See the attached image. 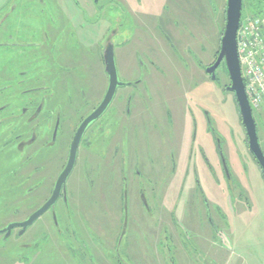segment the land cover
Segmentation results:
<instances>
[{
  "label": "rangeland",
  "instance_id": "rangeland-1",
  "mask_svg": "<svg viewBox=\"0 0 264 264\" xmlns=\"http://www.w3.org/2000/svg\"><path fill=\"white\" fill-rule=\"evenodd\" d=\"M225 8L226 0H0V108L10 104L19 112L27 97L38 98L40 91H24L45 83L48 65L64 77L62 85L69 81L66 88L56 84L50 90L57 97L50 109L61 108L76 121L79 109L104 94L100 56L110 31L120 82L141 80L137 91L127 86L117 96L139 97L142 91L157 103L153 122H143L148 137L130 143L140 144L142 179L134 180L135 163L125 169L120 163L127 151L133 156V149L122 138L118 120L124 118V107L116 100L111 132L96 129L87 135L92 143L80 149L57 215L42 216L19 237L0 236V264H264V178L247 149L232 94L217 90L195 67L212 61ZM259 11L264 1L243 0L241 19ZM23 72L36 81L21 82ZM218 77L228 84L225 70ZM196 80L201 89H192ZM186 84L209 112L229 182L202 122L196 137L204 143L211 169L191 148L192 121L173 100L174 91L183 96ZM167 109L176 116L174 127L164 117ZM254 116L264 152V112ZM18 128H0V227L26 218L29 186L37 201L49 194L48 178L60 169L64 152L58 148L52 157L46 152L42 164L36 155L34 175L26 183L25 159L17 153ZM171 150L183 160L176 178L167 163ZM149 153L159 155L164 166L152 168ZM188 154L198 163L185 162Z\"/></svg>",
  "mask_w": 264,
  "mask_h": 264
},
{
  "label": "flooded vegetation",
  "instance_id": "flooded-vegetation-1",
  "mask_svg": "<svg viewBox=\"0 0 264 264\" xmlns=\"http://www.w3.org/2000/svg\"><path fill=\"white\" fill-rule=\"evenodd\" d=\"M224 25H225V22H224ZM224 25H223V28L221 30V34L219 37L218 48L215 51V53L212 55V61L209 64H204L203 62H200V63H197L196 66L194 64L193 65L195 67H197L201 73H203L207 78H209L212 81V83L215 85L217 90L220 89L222 91V93L223 92L231 93L230 91H228L230 81H229V77H228V74L226 72L225 65H224L223 61L214 70V76H215L214 79L212 78V74H209L207 72V70L210 69L211 67H213V65L217 61L219 51H220V39H221L222 34H223ZM112 34H113L112 31H110V34L108 33V35H107L108 38L106 37L107 41L104 42L103 47L101 48L100 61H101V64H102V67L104 70V77H105L104 94L98 102H96V101H93L92 103L88 102V104H86L83 108L79 109L78 115H76V116H78L76 121L69 120V118H70L69 114L70 113L63 114V112L61 111V108L60 109H54V111H51L50 107L53 106L52 101L54 99L57 102V97L54 98V92L51 93L50 90L51 89L55 90L56 84H59V85L61 84L62 87L66 88L67 86H69V81L67 79L65 81V86L62 85L64 77L60 74V72H57L54 69H53V71H49L50 67L48 65L46 66L47 73H46V71L44 72V73H46V75L44 77L45 83H41V85L38 87H34V86L29 87L28 89H26L24 91V95L29 94V93L31 94L32 90H33V92L40 91L38 98L36 96L35 97H27V99H26L27 100V106L24 109L19 110V112H16L14 110L11 111L10 104H5L0 108V128L4 127L5 125H10V124L14 125V126L17 125V127H19L17 129V135H16L15 139L17 141H19V143L17 145V149H18L17 153H19L21 158L25 159L24 168H25V173H26V175H25L26 176L25 177L26 183L28 181L30 182V180L32 179V177L34 175V173L31 171V168H36V166H32L33 162L36 160L35 159L36 155H39L41 157V164H42V161L45 157H48V155H50L52 157L55 154V153H53L55 150L57 151L58 148L64 149L62 157L59 158V160H58V162L61 164L60 169L57 171L56 175H53L52 178H48L51 182L49 194L45 198H43L42 200L37 201L36 198L34 197V194H33L35 188H33V187L31 188L29 186V188H27V191H26L25 196H24V198L26 200L25 202L28 201L27 210L29 211L26 218L21 220V221L7 222L4 226L0 227V231L6 229L11 224L22 223V222L26 221L33 213H35L39 208H41L43 206V204L51 197L52 192H53L54 187H55V183H56L59 175L62 173V171L64 170V168L67 164L70 145H71L72 139H73L78 127L100 105V103L102 102V100L105 96V93L107 91L109 79H108V75L106 74V71H105L103 54H104L105 49L108 47V45L111 44ZM56 36L60 37L59 34H57ZM48 40H49V38H48V36H46V41H48ZM201 50H202V53H205L204 49H202V47L200 46V51ZM224 70L226 72V76L228 79V84L226 86H223L221 84V82L219 81V77H218V73L221 71H224ZM25 74H26L25 72H23L21 74V77H23V79H20L21 82H22V80H27V81L29 80V82H27V84L31 85L34 83L33 81H36L34 79V77H31V76L25 78L26 77ZM50 75H51V79H47ZM118 80H119V78H118ZM143 83L147 84L146 82H143ZM193 83H194L195 88H192L191 86H188L187 84L183 86V90H184L183 96L178 95V92L174 91L175 97L173 100L176 99L178 101V103L180 104V105H178L179 109H180V107H183L184 112H186V116L190 117V119L192 121L191 148H193V151L196 154L197 158L199 160H202L203 162L205 161L207 167H209L211 169V164L209 163V160L207 159V157L205 155V150L203 148L204 143L201 141H198V139L196 137L197 132L199 131V128H201V126H202V124H201V122H202L205 124L204 133H209L210 135H212V138H213V141H214L215 147H216L219 166L222 169V172L224 170V172L227 175L228 172L226 169V164H225V160H224L221 142H220V139L217 137V135H215V130L211 126V121H210L209 115H208L209 112L207 111L204 103L197 101L201 98H198L195 95L191 94V92L186 91L187 89L190 90L191 88L195 89V90L202 88L201 82L193 81ZM140 84H141V80H139V79L133 81L132 83L130 81L123 82V85L121 87L117 88L113 100L108 105L106 110L102 113V115L97 120L93 121L92 123H90L87 126V128L85 129V131L82 135L79 146H78L76 161H75L73 169L75 168V166L77 164V160L79 157L81 147L85 148V146H84L85 142H86V144H88V146H90L92 143L87 138V135L90 136L91 134L96 132V129H98L100 134H104V135H106V133H108V132H111L110 130H111V125H112L111 123H112L113 104H114V101L120 100L119 104L123 105V107H124L123 108L124 112L122 113L124 115V118L122 120L121 116H120V119L118 120L120 130L122 132L121 133L122 138L124 140H126V142H127L126 145L129 148L131 147L133 149V152L131 151V153H133V156L131 157L130 151H127V153H124V158H122V160H120V163L123 165L124 169L126 168L127 164H128V166H131L132 162L135 163L136 166H135L134 171H133L134 180L140 181L142 179L141 172L139 170H137L138 167L139 168L141 167L142 162H143L142 155L140 154V150H139L140 144L134 145V144H130V143H131V138H135L136 142L138 143V138L140 139L141 137L144 136V134L147 136V134L149 133V129L146 126L143 127V124H145L143 122L146 121L147 125L150 124L151 122H153L154 116L156 114L155 113L156 112L155 105H157V103L153 104L152 103L153 100L151 98L150 99L145 98L142 91H140V90H139L140 91L139 97L135 96V95L128 96V95H122V94L120 95V97L117 96L119 89L122 88V90L124 91L125 88H127V86H128L129 88L131 87V88H133V90L137 91L138 90L137 87ZM68 90H69V88L66 89L65 92ZM143 91H144V89H143ZM145 94H147V93H145ZM232 96H233V99L235 101L233 94H232ZM66 99L70 103V101L72 100V96L68 95ZM186 104L189 105V108H187ZM235 104H236V101H235ZM70 105H71V103H70ZM176 105H177V103H176ZM57 108H58V106H57ZM236 108H237V104H236ZM153 109L155 110V112ZM8 110L10 112H8ZM113 111H115V108ZM72 112H73L72 113V115H73L74 111H72ZM116 112H117V110H116ZM116 112L114 113L115 118H117ZM166 112H167V114L164 117L168 119L169 125L174 127V125L176 123L175 114L172 113L171 109H167ZM237 112L239 114L238 108H237ZM238 116L240 119V115H238ZM197 118H198L199 124H198ZM240 121H241V119H240ZM21 126L23 128L22 130H21ZM153 127L156 128L157 124H153ZM242 128H243V126H242ZM243 130H244V128H243ZM244 133H245V131H244ZM109 137L110 136H108L107 138L109 139ZM245 137H246V134H245ZM108 139H107V142H108ZM246 140H247V137H246ZM127 146H126V148H127ZM4 147H5V145H4ZM247 149H248V143H247ZM190 151H192V149H190ZM46 152H50V154L46 155ZM173 152H174V150L170 153L167 163H169V165H170L171 175L173 177H175L177 169L179 168V165L181 163H183V160H181L182 155L180 156V160H178L177 156ZM114 154L117 155V151H115ZM147 157H148L147 159H150V161H148V163H149V165L152 164V166H151L152 168L157 167L156 169H159V167H163L165 164V163H161V160L160 161L158 160L159 155H157V154L149 153ZM131 158H132V161H131ZM252 159L254 160L253 156H252ZM185 162L192 163V164L198 163L197 161H193V155L191 156V154L187 155ZM73 169H72L70 175L68 176V178L66 179V183H65V185H63L62 191L60 192L59 197H58L56 203L54 204V206L51 207L49 210H47L39 218H37L34 221V223L46 214H49L52 217H55L57 215L56 205L59 202H62V203L65 202L67 199V184H68V180H69V178L73 172ZM43 170H46L45 167H41V171H43ZM261 175H262V173H261ZM122 178L124 180V183L126 184V182L129 178L127 176L126 177L124 176ZM154 178L155 177H153L152 179L154 180ZM224 178L226 179L227 182L231 181L229 174H228V177H224ZM170 179H173V178H170ZM16 212H18V211H16ZM16 212L14 213L15 215H13V216H16ZM209 224L213 225L212 219L209 220ZM29 228H30V226L28 228H26V230H24L22 233H21V230H22L21 228H15V229L11 230L7 236H6V233L1 234L0 236H2L4 239L9 238V237L14 236V235L19 237V236L23 235L24 233H26ZM216 264H217V262H216Z\"/></svg>",
  "mask_w": 264,
  "mask_h": 264
},
{
  "label": "water",
  "instance_id": "water-1",
  "mask_svg": "<svg viewBox=\"0 0 264 264\" xmlns=\"http://www.w3.org/2000/svg\"><path fill=\"white\" fill-rule=\"evenodd\" d=\"M242 3L243 0H226L225 25L222 37L220 39L219 55L216 63L213 65V67L208 69L207 72L209 74H212V78L214 79V70L222 61L224 62L225 69L230 81L228 91H230L234 95L241 119V124L247 137L248 150L253 156L264 177V154L258 141L257 126L255 124L253 113L245 94L244 83L241 76L236 49V35L241 19ZM103 58L105 71L109 79L107 91L100 105L78 127L70 145L67 164L55 183V187L51 197L26 221L9 225L6 229L0 231V235L6 233L7 236L10 231L15 228H21L22 233L24 230H26V228L31 226L37 218L43 215L56 203L59 194L62 191V187L63 185H65L66 179L68 178L74 167L78 146L85 129L90 123L97 120L102 115V113L106 110L108 105L113 100L117 88L123 85V83L118 80L114 57V46L112 44H109L105 49Z\"/></svg>",
  "mask_w": 264,
  "mask_h": 264
},
{
  "label": "built area",
  "instance_id": "built-area-1",
  "mask_svg": "<svg viewBox=\"0 0 264 264\" xmlns=\"http://www.w3.org/2000/svg\"><path fill=\"white\" fill-rule=\"evenodd\" d=\"M237 56L248 103L264 112V11L244 16L236 35Z\"/></svg>",
  "mask_w": 264,
  "mask_h": 264
},
{
  "label": "trees",
  "instance_id": "trees-1",
  "mask_svg": "<svg viewBox=\"0 0 264 264\" xmlns=\"http://www.w3.org/2000/svg\"><path fill=\"white\" fill-rule=\"evenodd\" d=\"M259 1H261V2H262V1H264V0H259ZM242 6H243V3H242ZM260 12H263V11H259V12H257L256 14H259ZM255 114H257V115H258V114H260V113L253 112V117H254V120H256V119H255V116H254ZM261 114H263V112H262ZM255 124H256V126H257V123H256V121H255ZM257 133H258V127H257ZM262 152H263V150H262ZM263 154H264V152H263Z\"/></svg>",
  "mask_w": 264,
  "mask_h": 264
}]
</instances>
